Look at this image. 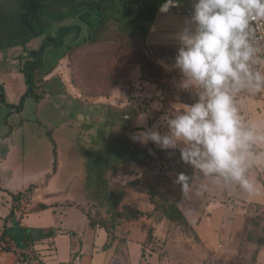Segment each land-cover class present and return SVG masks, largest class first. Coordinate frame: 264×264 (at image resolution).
I'll use <instances>...</instances> for the list:
<instances>
[{
    "label": "rangeland",
    "instance_id": "obj_1",
    "mask_svg": "<svg viewBox=\"0 0 264 264\" xmlns=\"http://www.w3.org/2000/svg\"><path fill=\"white\" fill-rule=\"evenodd\" d=\"M170 19H176L181 24L184 21V18ZM75 25H79L77 17L63 22H50L45 36L31 42L32 48L39 50L47 36L56 38L62 29ZM82 36L87 38L85 31H82ZM74 39L75 35L66 37L67 42ZM64 53L63 48H52L48 51L45 57V77L49 75L52 65L57 66L60 63ZM65 57L69 58V61L62 62V75L69 90L75 88L80 94L77 93L76 102L68 101L69 110L65 116L62 115L54 105L62 102L59 96L61 84L55 79L46 86L42 85V91L46 95L45 101L38 103L29 99L23 114L13 115L9 120L14 131L13 137L9 140L6 137L0 139V148L10 149L7 159L0 156V163L6 172L4 177H11L10 180H0V187L6 189L0 188V191L16 193L43 180L47 173H52L54 191L58 188L57 191H62V188H65L63 186L71 182V188L62 196L85 200L83 187L87 157L84 153H88L94 146L99 147L100 137L107 140L103 122L108 121L106 124L113 130L110 133L116 135L121 132L115 123L121 120L120 117L124 118L119 112L124 110L125 116L136 115L131 124L133 129L129 132L130 135L126 136L130 139L125 142V148L128 150L133 147L135 156L146 160L144 164L131 161L129 168L118 169L115 174L107 176L111 187L120 189L123 195L127 194L121 207L111 216L96 207L93 201L85 200L78 205L74 202L67 204L81 211L87 229L106 230L108 240L101 247L103 254L99 252L100 257L110 261L113 254L118 255L127 264H242L244 247L239 243V239L245 232L240 237L229 238L228 227H223L221 231L222 210H214L212 206L213 197L231 206L233 198L228 196L231 187L218 185L214 179L208 178L204 181L207 189L202 196H196L194 192L185 196L174 181L178 173L191 175L192 169L180 160L179 152L175 151L170 157L168 152L160 150L151 142L141 145L131 139L133 132L142 130L137 127V117L141 113H148V127L157 123L161 112L152 111L149 107L154 100H159L164 109H167L170 102H193L191 96L176 89L174 79L179 78L178 74L165 71L151 55L147 40L143 45L137 38L122 36L114 24L108 25V29L96 43L87 42ZM157 92L161 95L157 96ZM100 98L107 99L113 105L102 103L105 101ZM241 104L246 115H250L254 120L263 119L260 116H264V95L242 99ZM5 130L0 111V134ZM93 134L95 135L92 136ZM91 155L97 154L92 152ZM129 160H132V156H126L121 161ZM120 163L116 162L115 167L119 168ZM253 170L257 171L258 179L263 182V171ZM250 178L260 186L254 175ZM33 192L32 186L30 190L10 194V199L6 196V202L0 199V210L3 207L9 208L7 215L0 211V256L4 254V262H7V258L17 257L23 262L33 261L37 264L38 261L44 264L37 251L17 252L15 248L18 246L11 238H2L7 227L13 224L17 212H21L25 203L34 199ZM184 201L189 206L190 211L187 213L191 223L195 225L197 218L202 216V220H198L200 224L193 226L195 229L199 228L198 231L187 221H181L178 216L177 219H172L165 214L169 206H175L183 214L181 210ZM35 204L28 208V211L45 207L40 202ZM11 211L14 212L12 217ZM52 216L50 214L44 217L41 225H53L55 221ZM72 216L69 221L72 224L67 227L77 226L82 222L80 216L77 218V214ZM207 218H211V222H206ZM202 223L208 224L202 228ZM48 230L50 229H44L45 232ZM257 233H264V226H259ZM249 234L250 239L254 237L252 233ZM257 242L264 243V238H258ZM219 245L223 246V253L217 257ZM62 248L67 250L64 243ZM76 259L77 256L70 264H75ZM254 260L255 256H252L251 264Z\"/></svg>",
    "mask_w": 264,
    "mask_h": 264
},
{
    "label": "clouds",
    "instance_id": "obj_2",
    "mask_svg": "<svg viewBox=\"0 0 264 264\" xmlns=\"http://www.w3.org/2000/svg\"><path fill=\"white\" fill-rule=\"evenodd\" d=\"M177 7L179 0H164L159 12ZM167 39L176 43L173 62L158 63L178 74L176 89L193 102L164 109L154 100L149 107L161 112L157 123L148 127V113H141L142 130L131 139L151 142L170 157L179 152L192 169L174 181L185 196H202L208 178L256 194L250 177L253 169H264V121L246 115L241 100L264 95V0H192L189 16Z\"/></svg>",
    "mask_w": 264,
    "mask_h": 264
},
{
    "label": "trees",
    "instance_id": "obj_3",
    "mask_svg": "<svg viewBox=\"0 0 264 264\" xmlns=\"http://www.w3.org/2000/svg\"><path fill=\"white\" fill-rule=\"evenodd\" d=\"M162 3L164 0H0V52L19 48L23 50L26 54V61L22 65L21 72L25 75L28 84L27 94L21 99L18 106L7 104L0 88L2 102L11 111L21 113L26 97L30 96L38 103L45 99L42 82L45 77V57L48 47L63 48L65 50L64 57L72 50L81 48L87 42L96 43L108 29L109 24L116 25L122 36L137 38L140 43L145 45ZM71 17H77L79 25L62 29L56 38L47 36L44 45L39 50L30 51L27 49L28 44L45 36L50 22H63ZM82 31H85L87 38L82 36ZM68 35H75V39L67 42ZM55 67V64L52 65L50 72ZM123 111L119 112L124 118L119 115L121 120L117 122L121 132L115 135L103 128L108 136L107 140L100 137L99 141L102 142L98 141L100 146H94L88 153H84L87 157L89 185L86 190V200L95 202L96 207H100L111 216L117 213L127 194L123 195L120 189L111 187L107 176L115 174L118 169L129 168L131 161L144 164L146 160L138 159L133 147L128 150L125 148V142L130 139L129 136L128 138L126 136L131 131V124L136 115L132 114L128 117ZM125 117L128 118L125 119ZM92 152L97 155L92 156ZM126 156H132V160L122 162L121 160ZM116 162H121V166L114 169ZM165 214L172 219H177L178 216L181 221L185 222L182 213L175 206H169L165 210ZM10 215L12 217L14 212L11 211ZM19 231L25 233V239L22 241L30 243L51 239L57 235L53 229L46 232L43 230ZM5 237L16 241V237L11 234V229H7L3 233L2 238Z\"/></svg>",
    "mask_w": 264,
    "mask_h": 264
},
{
    "label": "crops",
    "instance_id": "obj_4",
    "mask_svg": "<svg viewBox=\"0 0 264 264\" xmlns=\"http://www.w3.org/2000/svg\"><path fill=\"white\" fill-rule=\"evenodd\" d=\"M36 41V40H35ZM32 43L27 45V49L30 51H35V49L31 46ZM44 45V42L42 46ZM41 46V47H42ZM53 47H48L46 49V54ZM65 51V50H64ZM69 61V58L65 56L61 58L60 63L55 67L53 71L49 73L47 77L43 79V85H47L57 79L61 84V92L60 94L66 99H69L73 102L77 100V93L80 94L75 88L74 90H69L68 83L63 77V69L62 64ZM26 61V54L23 52L21 48L11 50L8 52H0V88L4 93L5 102L9 105L18 106L21 99L27 94L28 84L25 78V75L21 72L22 65ZM63 62V63H62ZM1 89H0V100H1ZM76 90V91H75ZM72 91V92H70ZM67 93H70L67 95ZM71 95V96H70ZM46 98V97H45ZM29 99H33L28 96L24 100V108L21 113H16L11 111V109L7 108L5 104L1 100L0 111L3 119L4 132L0 134V139L5 138L11 139L13 137V128L9 120L13 117V115H22L26 109V104ZM99 99V98H98ZM100 100H104L107 103L106 105H113L112 102L107 99L100 98ZM45 101V99L43 100ZM56 106L57 111H61L62 115H66L69 107L68 104L63 105L61 102L54 104ZM123 107V106H122ZM121 107V108H122ZM263 118L261 121H264V116H260ZM104 119H102L103 121ZM108 122V121H106ZM106 122L102 123L103 128L109 133L112 132V128ZM117 125V122L115 123ZM9 129V130H8ZM133 129V127L131 128ZM130 135V134H128ZM10 154V149L5 150L4 147L0 148V156H4L5 159L8 158ZM1 162V161H0ZM87 162H85V167ZM116 169V167L114 168ZM86 176L84 177V194L85 200L87 198V170L84 168ZM112 171V169L109 168ZM264 173V169H261ZM5 170L3 169V164L0 163V180L4 179ZM255 173V174H254ZM254 175L255 179H258L257 171H251V176ZM52 173H47L45 178L36 184H30L29 187H25L24 189L17 191L16 193L0 191L1 197L3 201L10 199L11 195H15L30 189L32 186L34 187V192L32 197L34 199L29 203H25L23 210L21 212H17L16 217L13 218V224L8 226L7 229H11V234L13 237H16L17 248L15 250L21 253H29L30 251H37V254L40 260L43 261L44 264H70L71 260L77 256L75 264H127L125 260L118 255H112L110 261L104 260V258L100 257V254H103L101 247L108 240V234L105 229L97 228L90 229L86 228L85 217L81 213L78 208L69 207L67 204H71V202L76 203L77 205L80 202L85 200H76L73 196H65L62 194L67 193V189L71 188V182H67V184L62 188V191H57L58 189H52L53 187V179ZM263 182L259 179L257 183L260 186L258 187V191L256 194L249 196L246 192L240 190L236 187L230 188V195L233 199L231 200V206L225 205V202L220 199H216L213 197V209L214 210H222V224L221 231L223 227H228L229 235L228 237H240L242 234L244 235L239 239V243L242 245V255L241 262L242 264H251L252 256H255V260L252 264H264V243L259 244L258 238L263 237L264 233H257V228L259 226H264V174ZM11 177L5 178L6 180H10ZM87 181V182H86ZM11 183V181H10ZM70 184V185H68ZM2 188V187H0ZM4 189V188H2ZM6 190V189H4ZM86 192V193H85ZM227 194V193H226ZM8 196L9 198H5ZM87 201V200H86ZM211 201V200H210ZM43 204L45 207L35 210L28 211V208L35 206V203ZM184 206L182 207L185 222L189 223L192 227L195 225H199L198 220H202V216L197 218V222L195 225L189 221L191 219L187 212H189V206L184 201ZM262 210H261V209ZM1 213H5L7 215L9 213V208L3 207ZM11 213V212H10ZM77 214V218L80 216L82 222L78 223V225H70L71 227H67V225L72 224L69 221L72 219V214ZM182 213V212H181ZM52 214L54 218H52L55 223L49 226H42L41 222L45 219L44 217H48ZM47 215V216H46ZM209 219V220H208ZM77 220V219H76ZM206 222H211V218H207ZM208 223H202L201 227L204 228ZM194 228V227H193ZM44 229H53L56 232V237L47 239L45 241L30 243L28 241L23 242L22 239H25V233L20 232L19 230H43ZM195 229V228H194ZM199 229V228H198ZM198 229H195L198 231ZM254 235L253 238H249L250 234ZM73 237H75L73 239ZM62 243L66 246L67 250L64 251L62 248ZM35 244V245H34ZM221 246V252L223 253V246ZM217 248V251L219 250ZM227 250V248H226ZM220 252L219 255H222ZM106 253V252H105ZM234 253L236 251L234 250ZM237 253H239V249L237 248ZM107 255V253L105 254ZM236 255V254H235ZM234 255V256H235ZM7 262H4L5 256L2 254L0 256V264H35L33 261L23 262L16 258H7ZM238 261V260H237ZM236 261V263H238ZM37 264H40L36 261Z\"/></svg>",
    "mask_w": 264,
    "mask_h": 264
},
{
    "label": "water",
    "instance_id": "obj_5",
    "mask_svg": "<svg viewBox=\"0 0 264 264\" xmlns=\"http://www.w3.org/2000/svg\"><path fill=\"white\" fill-rule=\"evenodd\" d=\"M192 8V0H179V7L177 8H173L171 10L170 13L168 14H163L158 12L156 20L153 24V28L151 29L148 37H147V41H148V48L149 51L151 53V55L156 59V60H165L168 63H172L174 56L176 54V43H168V42H164L161 39L164 38L167 35H170L172 33H174L175 31H177L178 27L180 26V24L177 23V25L172 28L169 27V30L166 31L165 28L166 26H164L165 28L159 32H157V37L154 41L151 40V36L153 35V31H154V25L157 22V20L160 19H168V18H186L189 16L190 11ZM164 20V21H165ZM160 28H163L160 27ZM151 40V41H150ZM155 42L156 44L154 45H150V43Z\"/></svg>",
    "mask_w": 264,
    "mask_h": 264
},
{
    "label": "bare ground",
    "instance_id": "obj_6",
    "mask_svg": "<svg viewBox=\"0 0 264 264\" xmlns=\"http://www.w3.org/2000/svg\"><path fill=\"white\" fill-rule=\"evenodd\" d=\"M168 19H170V18H168ZM168 19H158L157 20V22L155 23V25H154V33H153V35L151 36V40L152 41H154L155 39H156V37H157V32H159L160 31V29H161V31L165 28L164 26H166V28H165V30L166 31H168L169 30V27H172V28H174L176 25H177V23L178 24H180L181 25V23L180 22H177V20L175 19V20H173V19H170V20H168ZM165 20V21H164ZM163 26V28H160V27H162ZM168 36H170V35H167V36H165L164 38H162L161 40L162 41H164V42H168V43H175V41H172V40H170V39H167V37ZM150 40V41H151ZM154 44H156L155 42H153V43H150V45H154Z\"/></svg>",
    "mask_w": 264,
    "mask_h": 264
},
{
    "label": "flooded vegetation",
    "instance_id": "obj_7",
    "mask_svg": "<svg viewBox=\"0 0 264 264\" xmlns=\"http://www.w3.org/2000/svg\"><path fill=\"white\" fill-rule=\"evenodd\" d=\"M59 96L62 98V99H61V101H62L61 103H62L63 105H65V104H68V103H69V102H68V101H69V99H66V97L64 98L62 94H60Z\"/></svg>",
    "mask_w": 264,
    "mask_h": 264
},
{
    "label": "built area",
    "instance_id": "obj_8",
    "mask_svg": "<svg viewBox=\"0 0 264 264\" xmlns=\"http://www.w3.org/2000/svg\"><path fill=\"white\" fill-rule=\"evenodd\" d=\"M221 246L219 247V250L217 251V253H216V256L218 257L219 256V254H220V252H221Z\"/></svg>",
    "mask_w": 264,
    "mask_h": 264
}]
</instances>
